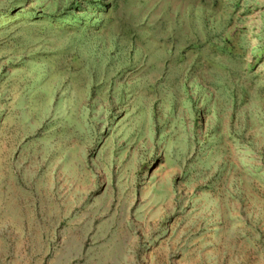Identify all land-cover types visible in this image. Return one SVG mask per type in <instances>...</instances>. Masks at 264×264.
<instances>
[{
    "label": "rangeland",
    "instance_id": "rangeland-1",
    "mask_svg": "<svg viewBox=\"0 0 264 264\" xmlns=\"http://www.w3.org/2000/svg\"><path fill=\"white\" fill-rule=\"evenodd\" d=\"M0 264H264V0H0Z\"/></svg>",
    "mask_w": 264,
    "mask_h": 264
}]
</instances>
